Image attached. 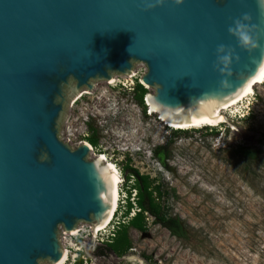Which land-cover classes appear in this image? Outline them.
I'll return each mask as SVG.
<instances>
[{
  "label": "water",
  "instance_id": "water-1",
  "mask_svg": "<svg viewBox=\"0 0 264 264\" xmlns=\"http://www.w3.org/2000/svg\"><path fill=\"white\" fill-rule=\"evenodd\" d=\"M155 2L0 0V264L59 262V228L99 225L111 208L107 170L88 159L84 143H62L70 96L142 64L139 85L153 92L144 103L165 122H194L238 96L262 68L264 31L251 54L228 32L243 13L264 29L258 0L146 7ZM220 44L240 57L225 89L214 68Z\"/></svg>",
  "mask_w": 264,
  "mask_h": 264
},
{
  "label": "rangeland",
  "instance_id": "rangeland-1",
  "mask_svg": "<svg viewBox=\"0 0 264 264\" xmlns=\"http://www.w3.org/2000/svg\"><path fill=\"white\" fill-rule=\"evenodd\" d=\"M132 72L115 75L113 86L95 81L91 91L66 100L62 143L75 149L95 139L88 159L104 155L122 182L113 221L94 241L89 224L79 223L88 233L72 237L59 228L60 245L70 255L65 264H264V82L224 112L230 127L175 130L151 115L144 103L150 88L143 87L142 103L136 90L131 93L145 68L135 64ZM238 147L254 158L239 155ZM131 170L156 189L162 214L177 218L185 237L171 236L145 213L143 232L127 229L130 249L122 257L99 255L97 249H106L139 212ZM128 202L132 209L125 217Z\"/></svg>",
  "mask_w": 264,
  "mask_h": 264
},
{
  "label": "trees",
  "instance_id": "trees-1",
  "mask_svg": "<svg viewBox=\"0 0 264 264\" xmlns=\"http://www.w3.org/2000/svg\"><path fill=\"white\" fill-rule=\"evenodd\" d=\"M135 90L138 93V102L142 103V97L146 94L145 90L139 84L135 87ZM87 142L92 147L96 144L95 139H89ZM237 153L247 159L254 158V155L250 150H245L238 147ZM130 174V176L135 178V182L138 185L136 186V204L139 212L135 213V215L129 220L127 226H122L121 229L119 228V230L115 232L111 242L105 246L106 249H97L99 255L105 256L112 253L117 257H122L130 249L129 240L127 238V229L131 228L135 231L143 232L146 226L144 218L145 213L153 217L164 229H166L170 233L171 236L178 239H182L185 237V232L180 221L177 218H167L162 214L161 205L159 204V198L154 197V192L156 191V189H153V191L149 190L147 178L139 176L138 172L134 170H131ZM126 207L125 217L132 209V206L131 204H129V202L127 203Z\"/></svg>",
  "mask_w": 264,
  "mask_h": 264
},
{
  "label": "bare ground",
  "instance_id": "bare-ground-1",
  "mask_svg": "<svg viewBox=\"0 0 264 264\" xmlns=\"http://www.w3.org/2000/svg\"><path fill=\"white\" fill-rule=\"evenodd\" d=\"M133 72L130 73V75L126 76L129 77L132 75ZM122 76V75H120ZM136 76V74H135ZM118 76H113L109 81L110 86L115 85L118 83V80L116 79ZM264 82V64L258 74L251 79L247 85L242 89L240 94L234 98H232L229 102L226 104L218 107L215 109V111L212 113L210 117H207L202 120L194 121V122H187V123H168L163 121L161 118L160 120L170 129H175V130H191V129H202L204 127H217L218 125L226 122V116L224 117V112L227 111L230 108L235 107L237 104L242 102L244 99L248 98L250 95L253 94V89L256 85H260L261 83ZM84 91V90H83ZM82 92V91H81ZM81 92H78L77 95L81 94ZM87 92H89L87 90ZM149 97V96H148ZM147 98V97H146ZM147 106L149 107V110L151 112V115L154 113L156 114V110L150 106L148 103H146ZM237 113V112H236ZM89 147V155L92 156V147L89 146L87 143H84ZM98 160V162L107 170L108 172V184H109V190H110V195H111V208L109 209L107 216L105 220L99 224V225H92L90 228V233L94 234L95 236L99 235V233L105 231V229L109 226L111 221H113L114 213L117 209L118 202H119V186L121 181V176L120 173L118 172L117 168L111 164L109 161H107L106 157L104 155H97L94 156V160ZM86 224V223H83ZM79 227V228H78ZM84 227L78 225L75 230H73L71 233H66V234H71L69 236H76L80 233H88V231L83 229ZM88 230V229H87ZM66 243V242H65ZM70 245V248L72 244ZM69 251H67L65 248L62 249V257L59 262L55 264H65L68 261L69 257Z\"/></svg>",
  "mask_w": 264,
  "mask_h": 264
},
{
  "label": "clouds",
  "instance_id": "clouds-1",
  "mask_svg": "<svg viewBox=\"0 0 264 264\" xmlns=\"http://www.w3.org/2000/svg\"><path fill=\"white\" fill-rule=\"evenodd\" d=\"M163 0H156L154 3H147L146 7L148 9L155 7L157 4L162 3ZM184 0H175L176 4H182ZM258 8L261 12H264V0H258ZM253 17L250 13H243L240 18H236L233 21V25L228 28V32L231 36L235 37L237 40V46L252 53L260 48V32L264 31L258 24L252 22ZM217 60L214 64V68L221 74L224 79L221 80V88H229V77L232 75L231 66L233 60L239 61L240 57L236 53V49L232 46L225 44H220L216 49ZM264 59V54L262 58ZM89 145V144H88Z\"/></svg>",
  "mask_w": 264,
  "mask_h": 264
},
{
  "label": "built area",
  "instance_id": "built-area-1",
  "mask_svg": "<svg viewBox=\"0 0 264 264\" xmlns=\"http://www.w3.org/2000/svg\"><path fill=\"white\" fill-rule=\"evenodd\" d=\"M143 75V74H142ZM141 78V77H140ZM140 78H139V80H140ZM136 87V86H135ZM135 92V88L133 89H131V93H134ZM90 146V145H89ZM119 203V202H118ZM117 209H118V206H117ZM117 209H116V211H117ZM116 211H115V213H116ZM115 213H114V215H115Z\"/></svg>",
  "mask_w": 264,
  "mask_h": 264
}]
</instances>
